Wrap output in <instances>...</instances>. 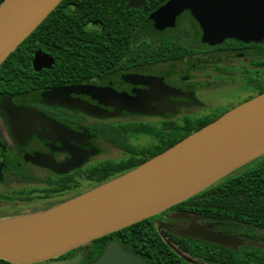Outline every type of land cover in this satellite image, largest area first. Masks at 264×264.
<instances>
[{
    "label": "flooded vegetation",
    "instance_id": "af4514ba",
    "mask_svg": "<svg viewBox=\"0 0 264 264\" xmlns=\"http://www.w3.org/2000/svg\"><path fill=\"white\" fill-rule=\"evenodd\" d=\"M151 13L135 30L127 51L121 46L117 56L108 57L98 69L78 73L60 67L51 76L47 71L55 59L39 49L36 52L48 54L54 63L35 70V52L31 66L35 73H45L40 78L48 79L38 85L26 83L23 90L12 83L4 91L0 85V215L47 210L86 193L125 173L123 167L154 157L180 135L197 131L264 93V42L228 39L211 45L203 42L201 25L189 10L177 17L175 27L164 30L155 28ZM18 68L29 69L28 64ZM4 98L31 113L7 112ZM69 100L86 103L97 115L59 104ZM73 160L79 164L65 170ZM152 222L185 264H236L239 253L252 264L260 252L242 248L264 249V242L251 235L260 229L257 223L220 221L172 208L153 216ZM192 223L235 237L233 246L179 235L178 229ZM238 226L248 234L236 233ZM257 235L264 241L263 234ZM111 242L126 250L121 238H112L107 245ZM88 250L81 246L73 257L82 253L83 262ZM130 252L148 264L142 253Z\"/></svg>",
    "mask_w": 264,
    "mask_h": 264
},
{
    "label": "water",
    "instance_id": "95a60500",
    "mask_svg": "<svg viewBox=\"0 0 264 264\" xmlns=\"http://www.w3.org/2000/svg\"><path fill=\"white\" fill-rule=\"evenodd\" d=\"M61 1L3 0L0 65ZM144 2L129 0L127 9L140 8ZM186 10L201 25L205 43L216 45L228 39L264 42V0H168L149 18L156 29L164 30L175 27L177 17ZM53 63L48 54L36 52L35 70ZM59 104L97 115L81 101ZM3 107L7 112L31 113L9 98L3 99ZM263 155L264 93L86 193L47 210L0 218V259L13 264H79L82 253L59 257L167 210ZM77 164L73 160L64 168ZM177 217L192 219L188 214ZM178 233L225 246H233L236 239L196 223ZM93 264H144V259L111 242Z\"/></svg>",
    "mask_w": 264,
    "mask_h": 264
},
{
    "label": "trees",
    "instance_id": "16d2710c",
    "mask_svg": "<svg viewBox=\"0 0 264 264\" xmlns=\"http://www.w3.org/2000/svg\"><path fill=\"white\" fill-rule=\"evenodd\" d=\"M167 1L145 0L141 8L127 9L128 0H62L0 65L2 89L10 90V85L14 83L18 85L19 90H23L26 89V83L38 85L43 79H48L44 76L40 78L45 73H35L31 66L34 53L39 49L48 50L55 59L54 66L47 71L51 76L58 72L60 67L77 70L78 73L102 67L108 57L117 56L121 46L127 51L135 30L146 23L152 11ZM2 2L3 0H0V4ZM92 23H98L99 28L91 27ZM13 59L17 61L12 62ZM23 60H26V63H23ZM22 64H28L29 69L18 68ZM193 132L195 131L180 135L174 144ZM157 154L159 152L154 156ZM145 161L125 166L121 172L135 168ZM171 208L195 214L204 213L220 221L257 223L260 229L252 232V239L264 242L256 238L257 232L264 236V155ZM0 218H3V215H0ZM152 218L91 241L85 245L89 246V250L81 264H92L112 238H121L126 250L142 253L148 264H185L162 239ZM240 229L239 226L236 227V233L248 234ZM217 247L224 249L222 246ZM79 248L71 250L59 259L73 257ZM194 249L199 247L194 246ZM242 250L260 252L252 257V264H264L263 248L247 245ZM246 258L247 256L239 253L236 264H248ZM0 264L13 263L0 259Z\"/></svg>",
    "mask_w": 264,
    "mask_h": 264
}]
</instances>
